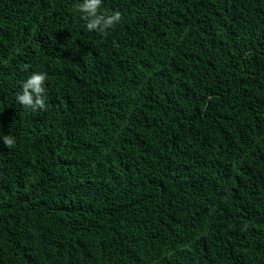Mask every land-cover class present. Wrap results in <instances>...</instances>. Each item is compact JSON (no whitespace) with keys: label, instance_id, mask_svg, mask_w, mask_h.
<instances>
[{"label":"trees","instance_id":"1","mask_svg":"<svg viewBox=\"0 0 264 264\" xmlns=\"http://www.w3.org/2000/svg\"><path fill=\"white\" fill-rule=\"evenodd\" d=\"M80 2L0 0V264H264V0Z\"/></svg>","mask_w":264,"mask_h":264},{"label":"clouds","instance_id":"2","mask_svg":"<svg viewBox=\"0 0 264 264\" xmlns=\"http://www.w3.org/2000/svg\"><path fill=\"white\" fill-rule=\"evenodd\" d=\"M102 0H82L74 6V10L81 14L86 21V28L90 32L107 34L108 30L114 29L122 20L120 11L102 12ZM47 76L42 72L32 73L26 81L22 82V90L16 95V101L25 109L35 112L46 110L45 103V81ZM6 147L14 146L15 140L12 136L0 137Z\"/></svg>","mask_w":264,"mask_h":264}]
</instances>
